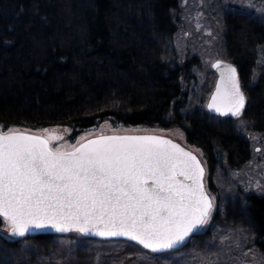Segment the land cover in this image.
<instances>
[{"label": "trees", "instance_id": "obj_1", "mask_svg": "<svg viewBox=\"0 0 264 264\" xmlns=\"http://www.w3.org/2000/svg\"><path fill=\"white\" fill-rule=\"evenodd\" d=\"M179 10L180 0H0V125L68 126L73 138L108 119L128 127L178 126L204 152L216 191L223 159L241 169L252 146L232 124L240 117L189 110L185 84L197 82L201 62L197 55L177 57ZM221 26L222 58L237 65L248 97L241 118L264 134V18L236 6L221 10ZM238 193L226 203L224 219L214 218L248 230L264 252V193ZM56 234L0 232V264H54L48 258Z\"/></svg>", "mask_w": 264, "mask_h": 264}, {"label": "snow or ice", "instance_id": "obj_2", "mask_svg": "<svg viewBox=\"0 0 264 264\" xmlns=\"http://www.w3.org/2000/svg\"><path fill=\"white\" fill-rule=\"evenodd\" d=\"M216 67L220 83L208 106L239 117L247 98L237 69L220 60ZM59 139L0 130V215L13 236L51 225L130 237L164 253L209 223L215 204L206 169L166 136L102 132L78 145H54Z\"/></svg>", "mask_w": 264, "mask_h": 264}, {"label": "rangeland", "instance_id": "obj_3", "mask_svg": "<svg viewBox=\"0 0 264 264\" xmlns=\"http://www.w3.org/2000/svg\"><path fill=\"white\" fill-rule=\"evenodd\" d=\"M236 6L253 11L264 18V0H180L181 23L174 39V49L179 59L197 55L201 62V67L196 70L197 82L191 85L185 84V88L191 92L189 110L195 107L207 109V100L217 79L212 64L222 58L221 10ZM260 53V65L264 66V48L260 49ZM232 124L250 140L252 159L241 169H232L223 159L224 164L214 176L216 191L209 187L211 174L204 152L191 145L184 131L178 126L170 129L128 127L108 119L83 130L74 138L71 136L74 129L68 126L37 129L13 127L46 136L50 133L60 134L62 139L52 141L56 146L78 145V142H83L82 137L87 140L102 132L106 135L162 134L199 155L206 167L205 185L214 199L215 207L209 223L199 231L193 232L186 240L190 241L189 246L169 253H156L128 239L90 238L72 229L55 235L58 246L48 260L53 261L54 264H264V252L256 247L254 236L242 226L224 224L223 220L226 203L235 194H239L238 192L243 190L264 193V134L248 129L246 121L241 117L232 121ZM41 129H48L49 132L41 133ZM0 130L5 129L3 127ZM215 213L222 215L223 219L218 217L215 220ZM1 221L0 232L13 238L3 216ZM207 231L210 232L208 237L193 236Z\"/></svg>", "mask_w": 264, "mask_h": 264}, {"label": "water", "instance_id": "obj_4", "mask_svg": "<svg viewBox=\"0 0 264 264\" xmlns=\"http://www.w3.org/2000/svg\"><path fill=\"white\" fill-rule=\"evenodd\" d=\"M217 60H220V61H224V62H226L227 64H231V65H234L235 67H236V69H237V72H238V74H239V70H238V68H237V65L234 63V62H232V61H230V60H227V59H224V58H220V59H217ZM217 60H215L214 62H213V64H212V68L215 70V72L217 73V79H216V83H215V86H214V88H213V90H212V92H211V94H210V96H209V98H208V100H207V110L209 111V112H211V113H213V114H216V115H219V116H223V117H234V118H239V117H241L242 115H243V113H244V110H245V108H246V105H247V100H248V97H247V94H246V92H245V90H244V88H243V86H242V82H241V78H240V74H239V81H240V86H241V88H242V90H243V92H244V94H245V96H246V103H245V106H244V108H243V110H242V114H241V116H239V117H237V116H235V115H233L232 113H228V114H225V113H223V112H220V111H217L216 109H214V108H210L208 105H209V103L211 102V99H212V96L216 93V89H217V87L219 86V83H220V76H221V69L220 68H218V67H216V62H217ZM221 67H223V65L221 66ZM3 131H7V130H3ZM21 131H23V130H21ZM25 132H27V131H25ZM29 134H34V133H30V132H28ZM108 135H112V134H108ZM119 135H123V134H119ZM132 135H159V136H165V135H162V134H156V133H145V134H132ZM167 137V136H166ZM92 138H95V137H92ZM92 138H89V139H92ZM168 139H170L169 137H167ZM175 142V141H174ZM175 143H177V142H175ZM178 144V143H177ZM180 145V144H179ZM181 146V145H180ZM182 148H185V147H183V146H181ZM186 150H188V151H191V150H189V149H187V148H185ZM193 152V151H192ZM194 153V152H193ZM196 156H197V158L198 159H200L201 160V163L204 165V167H205V164H204V162L202 161V159L200 158V156L199 155H197L196 153H194ZM205 169H206V167H205ZM205 175H206V173H205ZM205 179V178H204ZM2 216V215H1ZM46 232H50V233H61V232H64V231H60L59 229H57V228H55V227H53V226H51V225H46V226H44V227H41V228H37V229H35L34 231H32V232H30V233H46ZM83 235H85V236H94V237H99V238H123V239H128V240H131V241H134V242H136L137 244H139V242L138 241H135V240H133V239H131L130 237H123V236H118V237H105V236H100L98 233H96V232H88V233H84V232H81ZM12 235V234H11ZM15 237H18V236H15ZM189 238V237H188ZM187 238V239H188ZM186 239V240H187ZM185 240V241H186ZM184 241V242H185ZM139 245H141V244H139ZM183 245V244H182ZM141 246H143V245H141ZM144 247V246H143ZM178 247H181V245H178V246H176L175 248H178ZM146 248V247H145Z\"/></svg>", "mask_w": 264, "mask_h": 264}]
</instances>
